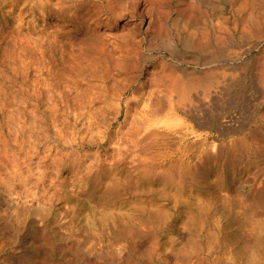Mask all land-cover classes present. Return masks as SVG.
<instances>
[{"label":"rangeland","instance_id":"1","mask_svg":"<svg viewBox=\"0 0 264 264\" xmlns=\"http://www.w3.org/2000/svg\"><path fill=\"white\" fill-rule=\"evenodd\" d=\"M124 1L117 17L99 0H0V264H71V254L109 264L107 256L68 251V234L77 220L72 204L83 218L103 212L104 185L90 176L107 164L118 138L167 119L177 136L190 129L204 135L211 152L242 134L227 132L228 116L253 121L264 111V0H205L195 24V0ZM80 3H93L89 15L73 14ZM169 5L189 21L186 30L176 16L159 13ZM150 7L158 13L147 26ZM207 78L214 80L209 102ZM170 102L188 114L167 115ZM211 114L221 124H206ZM107 195L135 200L122 190ZM187 195L197 203L201 191ZM145 200L150 207L149 194ZM164 209L173 216L162 244L206 241L213 231L205 224L199 234L179 215L185 208ZM223 258L219 251L201 264Z\"/></svg>","mask_w":264,"mask_h":264},{"label":"bare ground","instance_id":"2","mask_svg":"<svg viewBox=\"0 0 264 264\" xmlns=\"http://www.w3.org/2000/svg\"><path fill=\"white\" fill-rule=\"evenodd\" d=\"M99 1L105 2L104 8L117 17L127 10L124 0ZM130 1L138 5L141 0ZM204 1L195 0L196 10L193 11L191 24L197 22ZM114 2L121 3V6H115ZM92 5L80 3L73 14L85 12L83 16H87L93 10ZM148 11L150 17L147 26H151L158 11L153 7ZM159 13L176 16L175 25L183 30L190 25L189 21L180 18L178 6L169 5ZM45 14L42 13L43 16ZM206 80L203 99H206L205 96L209 98L214 86V80ZM179 88L180 96L182 93L187 95V88ZM182 106L170 102L167 115L175 116L178 109L188 114L189 111ZM236 116H228L232 126L226 131H240L242 134L230 138L225 148L222 146L211 152L204 148V135L190 129L184 135L177 136L178 133L169 127L167 119L165 122L157 119L144 123L132 137L118 138L112 147L111 156L107 157V164L90 176L92 178L95 175L98 179L95 180L104 185V210L98 217L93 214L83 218L79 203L71 205L72 214L77 216V220L69 225L71 244L67 250L76 249L80 254L101 258L107 256L109 264H151L155 260L160 264H168V256L174 257L180 264H201L203 256L219 251H222L225 259L216 264H264V111L253 121L251 117L240 121V115ZM192 117L193 125H199L198 119ZM215 122L221 124L211 114L206 124ZM155 184L159 187L153 188ZM120 190L135 200L118 202L116 195H107ZM194 190L201 191L197 203L190 201L187 195ZM148 194L151 196L150 207L145 200ZM160 197L166 201L165 204H158ZM168 204L175 213L185 208L179 210V215L186 218L189 224L194 223L199 234L204 231L205 224H211L213 231L208 234L206 241L197 236L182 247L171 246L166 242L162 244L160 237L173 216L164 209ZM71 256V264H84L74 254Z\"/></svg>","mask_w":264,"mask_h":264}]
</instances>
